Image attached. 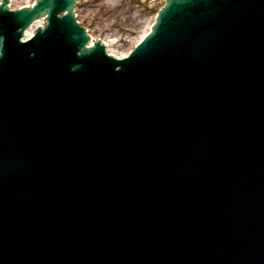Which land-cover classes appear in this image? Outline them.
Masks as SVG:
<instances>
[{
	"label": "water",
	"instance_id": "obj_1",
	"mask_svg": "<svg viewBox=\"0 0 264 264\" xmlns=\"http://www.w3.org/2000/svg\"><path fill=\"white\" fill-rule=\"evenodd\" d=\"M75 2L0 4V264H264V0Z\"/></svg>",
	"mask_w": 264,
	"mask_h": 264
},
{
	"label": "bare ground",
	"instance_id": "obj_2",
	"mask_svg": "<svg viewBox=\"0 0 264 264\" xmlns=\"http://www.w3.org/2000/svg\"><path fill=\"white\" fill-rule=\"evenodd\" d=\"M12 1V0H11ZM23 3L20 0H13V3L10 4V8L13 7L14 9L20 8Z\"/></svg>",
	"mask_w": 264,
	"mask_h": 264
}]
</instances>
